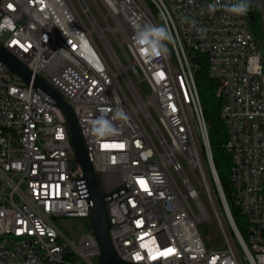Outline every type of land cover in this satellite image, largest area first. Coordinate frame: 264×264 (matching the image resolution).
I'll use <instances>...</instances> for the list:
<instances>
[{
    "label": "built area",
    "instance_id": "built-area-1",
    "mask_svg": "<svg viewBox=\"0 0 264 264\" xmlns=\"http://www.w3.org/2000/svg\"><path fill=\"white\" fill-rule=\"evenodd\" d=\"M91 1L102 24L92 10L83 19L67 0H0V44L72 106L105 200L113 202L108 232L118 236L125 261L264 264V239L251 242V234L264 230V0H246L243 13L230 10L236 0H167L169 12L152 0ZM249 6H258V13H249ZM149 22L168 28L167 51L137 43L135 32ZM105 31L120 49L141 46L143 60L124 65L127 76H109L105 55L95 52L96 43L113 49ZM193 54L205 57L217 81L230 198L246 222L245 237L232 224L238 246L224 234V249L190 222L188 192L195 199L200 192L179 160L199 172L215 214L204 172L207 127L191 86ZM133 65H141L152 84L146 96L155 106L153 122L135 121L142 95ZM155 96H163L164 105H155ZM127 99H134V108H127ZM100 114L112 119L115 132L96 134L93 120ZM162 116H170L171 129H164ZM0 123H8V131H0V264H97L88 187L59 109L32 78L25 82L1 60ZM159 130H168L180 150H163ZM67 217L87 221L77 240L55 222ZM30 237H39V244H30Z\"/></svg>",
    "mask_w": 264,
    "mask_h": 264
},
{
    "label": "water",
    "instance_id": "water-1",
    "mask_svg": "<svg viewBox=\"0 0 264 264\" xmlns=\"http://www.w3.org/2000/svg\"><path fill=\"white\" fill-rule=\"evenodd\" d=\"M0 60L15 74L21 77L25 82H29L32 78V85L46 93L52 100L53 105L58 108L63 115L65 124L68 129L70 142L73 150V160L81 168V175L84 178L89 192V200L91 201L90 212L88 216V225L92 229L99 247V255L96 258L97 264H139L122 260L116 254L110 237H109V221L106 209L105 193L102 188L101 178L96 172L88 158L84 139L80 133L77 117L70 103L62 96L61 92L51 85L44 77L34 74L32 77L31 70L18 58H16L9 50L0 44ZM211 153V150H210ZM204 163V161H202ZM213 168L214 164L212 162ZM204 172L206 184L213 200V208L216 217L221 225L231 228L233 231L234 220L231 211L227 205L226 198L217 176V182L211 179L209 170L204 164ZM214 182H213V181ZM216 187L221 202L219 205L213 184ZM228 236L231 235L228 232Z\"/></svg>",
    "mask_w": 264,
    "mask_h": 264
},
{
    "label": "bare ground",
    "instance_id": "bare-ground-1",
    "mask_svg": "<svg viewBox=\"0 0 264 264\" xmlns=\"http://www.w3.org/2000/svg\"><path fill=\"white\" fill-rule=\"evenodd\" d=\"M74 1L76 0H67V6H70V10H77ZM157 3L158 10L160 12H169V3L167 0H152ZM79 5L83 13L85 14L86 18L91 16V8L85 3L84 0H79ZM80 13V12H79ZM249 13H258V6H249ZM104 50L107 53V56L104 57V64H109V76L111 77H124L127 76V66L130 65V62L141 61L143 60V51H141V46L135 44H128L127 47L128 53L125 51V47L122 51L126 55V63H122L120 61V57L114 53L113 49H108V44L102 43ZM103 50V49H102ZM104 51V52H105ZM95 52H99L103 54L101 51L98 43L95 44ZM192 65L193 71H191V86L194 88V101L197 106H201L199 94L197 91L194 73L198 67L197 59H194L192 56ZM133 80L136 81V84L140 83L141 81H146L148 84L147 78L145 75L142 74V66L141 65H133ZM148 91L152 92V84H148ZM155 105H164V97L163 96H155ZM155 112V106L149 105V96H142V104H140V111H134V118L137 121V124H144L147 122H153L155 120L153 114L151 113L149 108ZM127 108H134V99H127ZM59 116H62V124H65L63 115L59 110ZM221 117V112H220ZM162 126L164 129H171V118L170 116H162ZM0 131H8V123H0ZM157 144L163 146V150L165 151H172V150H180V143L178 141H169L168 138V130H159V135H157ZM210 144L208 139V150H206L205 154V165L208 166V170L210 171V177L215 182H217V171L213 168L212 165V154L210 153ZM230 194H231V182H230ZM226 198V197H225ZM188 199H192L195 202V206L198 207V212L194 211V206L192 204V208L189 210V218L190 222L193 225H200L202 220H206L209 218L208 212L203 205L201 199H195V192H188ZM106 201V209H113V202L112 200H105ZM227 202V200H226ZM232 203L237 208V202L232 200ZM229 207V204L227 202ZM230 209V208H229ZM201 215V217H199ZM235 223V222H234ZM89 237L90 239H95V236L92 232V229H89ZM112 246L118 255V257L122 260H127V253L124 252L123 246H121L120 242H118V236H109ZM264 239V230H259V233L251 234V242H263ZM30 244H39V237H30Z\"/></svg>",
    "mask_w": 264,
    "mask_h": 264
},
{
    "label": "trees",
    "instance_id": "trees-1",
    "mask_svg": "<svg viewBox=\"0 0 264 264\" xmlns=\"http://www.w3.org/2000/svg\"><path fill=\"white\" fill-rule=\"evenodd\" d=\"M193 58L198 61V67L194 73V78L203 110V117L207 127L213 164L217 171L224 195L229 204L233 220L241 235L245 237V218L234 206L232 199L230 198V180L228 175L230 158L229 154L223 147L226 131L224 123L220 117V99L215 93L217 81L215 77L211 75L208 63L204 56L193 54ZM212 184L217 201L221 206L216 187L214 183ZM236 245L238 246L237 242Z\"/></svg>",
    "mask_w": 264,
    "mask_h": 264
},
{
    "label": "rangeland",
    "instance_id": "rangeland-1",
    "mask_svg": "<svg viewBox=\"0 0 264 264\" xmlns=\"http://www.w3.org/2000/svg\"><path fill=\"white\" fill-rule=\"evenodd\" d=\"M85 3L91 8L93 14L96 16V18H98V21L100 24H102L97 9L96 7L93 5L91 0H84ZM74 5L76 7V9L80 12V15L83 19L86 20L85 14L83 13V11L80 8V5L77 1H74ZM101 5V4H100ZM101 7L103 8V6L101 5ZM104 10V8H103ZM108 41L111 43L112 48L114 50V53L120 57V61L122 63H126L127 59H126V55L125 53L122 51V49H120V47L114 42L112 41V37L111 34L108 31L104 32ZM101 51L103 52V54L105 56H107L106 51L104 50V47L102 45V43H98ZM103 49V50H102ZM105 51V52H104ZM125 51L128 53L129 51H127V47H125ZM108 58V56H107ZM138 90L140 92V94L145 97L148 94V84L146 81H141L140 83H138ZM151 113L153 114L154 118L157 120L156 116H155V112L152 110V108H149ZM180 162L182 163V166L186 172V174L188 175V177L190 178V180L192 181V183L194 184L195 188L200 192V199L203 202V205L205 206L209 218L206 219L204 222L200 223V229L201 232L203 233L204 236H207L209 238V241L211 243V245L215 248H219V249H224L228 246L226 240H225V236L224 234H226L228 236V232L231 235V238H233L234 240L236 239L232 229L226 228L224 226L221 225L220 221H218V218L216 217V215L213 213L212 211V207L210 205V200H208V196L206 195L205 191H204V183L201 181L199 172L195 169H192L184 159H182L181 157H179ZM192 204L194 206V211L198 212V207L195 206V202L192 201ZM56 224L58 225V227L63 231V233L65 235H67L68 237L77 240L79 238V236L84 233L87 230V221L83 218H78V217H67V218H59L56 221ZM236 241V240H235ZM206 245L209 246L208 242L206 241Z\"/></svg>",
    "mask_w": 264,
    "mask_h": 264
},
{
    "label": "clouds",
    "instance_id": "clouds-1",
    "mask_svg": "<svg viewBox=\"0 0 264 264\" xmlns=\"http://www.w3.org/2000/svg\"><path fill=\"white\" fill-rule=\"evenodd\" d=\"M246 0H236L230 5V10L236 13H243L246 10ZM135 39L141 46H147L151 51H167L164 42L171 40L168 28L163 24L151 22L139 27L135 32ZM93 128L98 136H104L115 132V125L112 119L104 114L94 117Z\"/></svg>",
    "mask_w": 264,
    "mask_h": 264
}]
</instances>
